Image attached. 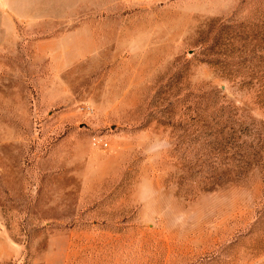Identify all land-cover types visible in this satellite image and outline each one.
<instances>
[{"label": "rangeland", "instance_id": "1", "mask_svg": "<svg viewBox=\"0 0 264 264\" xmlns=\"http://www.w3.org/2000/svg\"><path fill=\"white\" fill-rule=\"evenodd\" d=\"M81 1L0 0V264H264V0Z\"/></svg>", "mask_w": 264, "mask_h": 264}, {"label": "crops", "instance_id": "2", "mask_svg": "<svg viewBox=\"0 0 264 264\" xmlns=\"http://www.w3.org/2000/svg\"><path fill=\"white\" fill-rule=\"evenodd\" d=\"M81 3H83L82 5H84V6H86V2H85V4H84V1L82 0L81 1ZM80 3V4H81ZM79 4V5H80ZM78 4H76V6L78 7L79 6ZM81 11V9H78V10H76V8L75 9H73L71 12L72 13H77V12H80ZM84 24V25H83ZM88 23L86 22V21H82V23L78 26V27H76L75 29H74V31H73V33H74V37L76 38H83L85 35V33L86 32H90V33H92V32H94L95 31V29L93 28H91L90 26H88L87 25ZM83 25V26H82ZM78 35H82V36H78ZM79 48H81V47H79ZM85 53H88V51L87 52H85Z\"/></svg>", "mask_w": 264, "mask_h": 264}, {"label": "built area", "instance_id": "3", "mask_svg": "<svg viewBox=\"0 0 264 264\" xmlns=\"http://www.w3.org/2000/svg\"><path fill=\"white\" fill-rule=\"evenodd\" d=\"M101 146L102 147H106L107 145H106V143H102Z\"/></svg>", "mask_w": 264, "mask_h": 264}]
</instances>
